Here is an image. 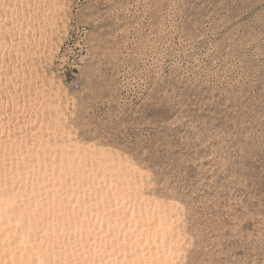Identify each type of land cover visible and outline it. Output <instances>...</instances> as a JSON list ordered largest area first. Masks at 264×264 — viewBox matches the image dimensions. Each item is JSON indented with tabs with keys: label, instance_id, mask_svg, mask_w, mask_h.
Instances as JSON below:
<instances>
[{
	"label": "rangeland",
	"instance_id": "rangeland-1",
	"mask_svg": "<svg viewBox=\"0 0 264 264\" xmlns=\"http://www.w3.org/2000/svg\"><path fill=\"white\" fill-rule=\"evenodd\" d=\"M62 2L63 126L176 202L174 264H264V0Z\"/></svg>",
	"mask_w": 264,
	"mask_h": 264
},
{
	"label": "bare ground",
	"instance_id": "bare-ground-1",
	"mask_svg": "<svg viewBox=\"0 0 264 264\" xmlns=\"http://www.w3.org/2000/svg\"><path fill=\"white\" fill-rule=\"evenodd\" d=\"M63 8L0 0V264H174L176 202L143 191L115 150L73 138L65 88L37 69Z\"/></svg>",
	"mask_w": 264,
	"mask_h": 264
}]
</instances>
